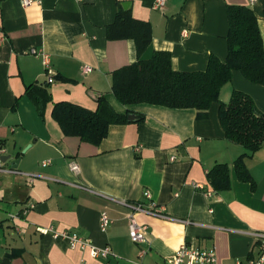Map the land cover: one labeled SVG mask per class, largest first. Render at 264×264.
Returning a JSON list of instances; mask_svg holds the SVG:
<instances>
[{"label":"crops","instance_id":"crops-1","mask_svg":"<svg viewBox=\"0 0 264 264\" xmlns=\"http://www.w3.org/2000/svg\"><path fill=\"white\" fill-rule=\"evenodd\" d=\"M154 2L0 0V158H21L17 172L10 159H0L6 168L0 170V264H105L67 238L41 233V226L108 244L117 255L110 264H170L183 243L214 247L217 264H237L262 250L255 233L264 232V145L246 157L252 180H243L235 161L246 149L226 137L218 103L203 118L195 108L121 103L113 74L139 60L137 44L131 37L110 39L107 29L119 10H130L152 27L140 59L169 51L174 70H205L211 54L227 57L228 5L251 6L264 40V0H166L164 9ZM45 55L56 77L42 119L26 89L45 82ZM85 64L91 72L82 71ZM234 89L249 93L264 113V84L234 71L221 100L229 101ZM100 96L117 112L141 118L112 124L99 144L64 134L52 116L54 103L96 110ZM219 163L229 165L231 185L218 191L207 172ZM146 189L167 215L135 213L148 226V244L131 240L130 208L119 202L149 205ZM102 211L112 219L106 232Z\"/></svg>","mask_w":264,"mask_h":264},{"label":"trees","instance_id":"trees-1","mask_svg":"<svg viewBox=\"0 0 264 264\" xmlns=\"http://www.w3.org/2000/svg\"><path fill=\"white\" fill-rule=\"evenodd\" d=\"M227 15L226 59L211 54L205 70L178 71L172 68L169 51L157 50L151 58L140 59L151 42L152 27L147 21L136 19L130 10H119L115 21L108 26V37L134 38L139 60L114 72L113 90L123 104L147 102L171 108H195L202 118L208 115L213 103H218L226 137L246 149L235 161L238 175L243 180H252L245 160L264 145V113L245 91L234 89L227 102L221 100L220 93L232 80L234 71H240L253 83L264 84V40L251 6L228 5ZM49 84L46 79L44 83H34L26 89L42 119L47 104L53 101ZM97 102L96 110L71 102H56L52 116L64 134L99 144L112 124L130 120L128 113L117 112L104 96L98 97ZM207 175L216 190L230 188L228 164H216Z\"/></svg>","mask_w":264,"mask_h":264},{"label":"built area","instance_id":"built-area-1","mask_svg":"<svg viewBox=\"0 0 264 264\" xmlns=\"http://www.w3.org/2000/svg\"><path fill=\"white\" fill-rule=\"evenodd\" d=\"M251 4L256 3L258 0H249ZM32 2V0H23L24 5H28ZM166 5V0H155L154 6L158 9H164ZM185 35V34H184ZM31 53H38L37 49H32L30 51ZM45 55V59H46ZM45 66H46V79L50 83L54 81L55 78V71L54 69L49 65L48 58L45 60ZM93 69L90 65H83L82 71L84 73H89ZM175 157H172L174 159ZM50 161H44L43 165H47ZM71 169L73 171L79 170V165L76 162H72L70 165ZM0 170L5 171L6 168L3 166V164L0 162ZM10 171L17 172L16 169H10ZM33 181V179H31ZM197 187H202L200 184L197 185ZM206 195L210 197L212 195V191L207 190L205 191ZM144 196L149 200V205H146L142 202H128L126 200H119L120 203L127 205L130 208L128 219H129V235L133 242L136 243H149V239L147 237L148 235V226L139 223V221L136 218L135 213L136 212H145L151 215L161 216L165 217L167 216L165 213V206H162L158 204L152 196V193L149 189H146L144 191ZM112 223V219L107 213V211H102L100 214V229L103 232H106L110 224ZM38 231L44 234L53 233L55 237L61 236L64 238H67L69 240L70 246L72 248L80 247L81 249H89V252L92 257L98 258L102 257L106 259L105 264H110V258L116 257L117 255L113 252L111 246L104 245L99 246L95 244L91 239L84 238L77 233H72L69 231H57L51 227H38ZM255 235L259 239L264 240V232H257ZM145 253L144 250H142L140 256H142ZM135 262V261H134ZM135 264H144L141 261L135 262ZM170 264H217V255L216 250L214 247L210 248H201L198 246H194L188 243H183L180 245L172 258V261ZM237 264H264V242L262 245V250L257 256L248 257L246 260H238Z\"/></svg>","mask_w":264,"mask_h":264},{"label":"water","instance_id":"water-1","mask_svg":"<svg viewBox=\"0 0 264 264\" xmlns=\"http://www.w3.org/2000/svg\"><path fill=\"white\" fill-rule=\"evenodd\" d=\"M139 118H141V116L140 115H138V114H136V113H129L128 114V119L130 120V121H135V120H137V119H139ZM24 151H25V149H24ZM3 162H6V161H8L9 159H10V164H11V167L12 168H18V166H19V162H20V157L19 158H14V159H11V154H4V155H2L1 156V158H0Z\"/></svg>","mask_w":264,"mask_h":264}]
</instances>
